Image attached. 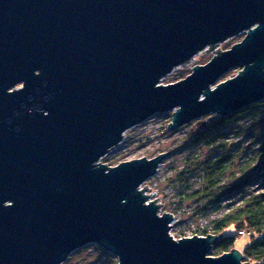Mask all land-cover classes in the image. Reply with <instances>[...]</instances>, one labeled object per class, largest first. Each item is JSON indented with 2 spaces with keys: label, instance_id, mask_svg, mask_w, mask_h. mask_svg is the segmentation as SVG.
I'll use <instances>...</instances> for the list:
<instances>
[{
  "label": "water",
  "instance_id": "obj_1",
  "mask_svg": "<svg viewBox=\"0 0 264 264\" xmlns=\"http://www.w3.org/2000/svg\"><path fill=\"white\" fill-rule=\"evenodd\" d=\"M202 51L215 55L160 84ZM263 99L264 0H0V264H62L90 244L117 264H251L210 256L218 235L170 234L140 189L170 152L99 160L156 114L174 110L172 131Z\"/></svg>",
  "mask_w": 264,
  "mask_h": 264
},
{
  "label": "rangeland",
  "instance_id": "obj_2",
  "mask_svg": "<svg viewBox=\"0 0 264 264\" xmlns=\"http://www.w3.org/2000/svg\"><path fill=\"white\" fill-rule=\"evenodd\" d=\"M245 36L246 32H242L220 43L217 50H228ZM214 55L213 52H200L185 64L186 67H177L163 77L160 84H172L184 79L191 74L194 66L205 65ZM240 71L241 68L231 69L215 85L235 77ZM173 112L156 114L127 130L120 144L99 162L114 167L125 161L170 152L156 174L143 186L147 185L148 196L156 191L149 198L160 205V213L172 215L170 234L178 240L203 236L201 234L205 232L212 234L213 222L230 210L239 208L246 193L253 191L254 195H264V99L229 116L208 114L168 131ZM209 117L214 118L205 123L204 129H191L197 122ZM223 158L228 165L225 176L220 180L221 189L210 196L194 198V193L205 186V166ZM241 180V183H248L241 189L231 190L233 182ZM251 242L252 237L248 234L238 236L234 248L244 250ZM209 255L216 256L213 250ZM117 263L115 255L96 244H90L75 250L62 264Z\"/></svg>",
  "mask_w": 264,
  "mask_h": 264
},
{
  "label": "trees",
  "instance_id": "obj_3",
  "mask_svg": "<svg viewBox=\"0 0 264 264\" xmlns=\"http://www.w3.org/2000/svg\"><path fill=\"white\" fill-rule=\"evenodd\" d=\"M209 164V163H208ZM205 166L204 185L200 191L194 193V198L210 196L221 189L220 180L225 176L228 162L225 158L214 160ZM250 164L248 165V167ZM248 179V178H247ZM246 179V180H247ZM233 182L232 189H241L248 181ZM224 186V185H223ZM242 204V205H241ZM240 232L252 237V242L244 249V261L251 264H264V195L248 192L244 195L239 208L230 210L220 219L213 222L212 234L218 235L219 240L213 246L216 256L229 252L234 248L235 240ZM210 233H203L206 236Z\"/></svg>",
  "mask_w": 264,
  "mask_h": 264
},
{
  "label": "built area",
  "instance_id": "obj_4",
  "mask_svg": "<svg viewBox=\"0 0 264 264\" xmlns=\"http://www.w3.org/2000/svg\"><path fill=\"white\" fill-rule=\"evenodd\" d=\"M142 188H143V185L140 186V189H142ZM159 215H161L160 212H159ZM239 234H240V236H244L245 235L243 232H240Z\"/></svg>",
  "mask_w": 264,
  "mask_h": 264
}]
</instances>
